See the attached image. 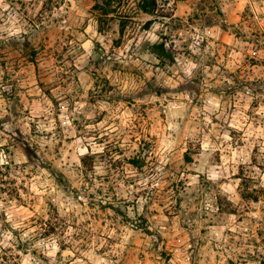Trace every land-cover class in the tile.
<instances>
[{"label":"clouds","instance_id":"9594fccd","mask_svg":"<svg viewBox=\"0 0 264 264\" xmlns=\"http://www.w3.org/2000/svg\"><path fill=\"white\" fill-rule=\"evenodd\" d=\"M0 264H264V0H0Z\"/></svg>","mask_w":264,"mask_h":264}]
</instances>
